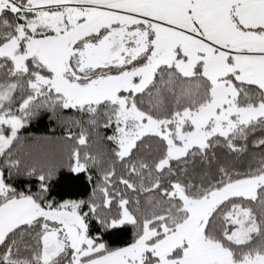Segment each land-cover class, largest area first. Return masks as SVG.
Returning <instances> with one entry per match:
<instances>
[{"label": "snow or ice", "instance_id": "1", "mask_svg": "<svg viewBox=\"0 0 264 264\" xmlns=\"http://www.w3.org/2000/svg\"><path fill=\"white\" fill-rule=\"evenodd\" d=\"M0 264H264V0H0Z\"/></svg>", "mask_w": 264, "mask_h": 264}, {"label": "trees", "instance_id": "2", "mask_svg": "<svg viewBox=\"0 0 264 264\" xmlns=\"http://www.w3.org/2000/svg\"><path fill=\"white\" fill-rule=\"evenodd\" d=\"M75 116L71 109H64L57 102L53 110L40 109L35 116L18 131L29 156L30 163L37 171L55 170L59 181L53 182V194L58 195L56 188L68 176L66 167L67 153L65 152L67 125L62 123L59 116Z\"/></svg>", "mask_w": 264, "mask_h": 264}]
</instances>
